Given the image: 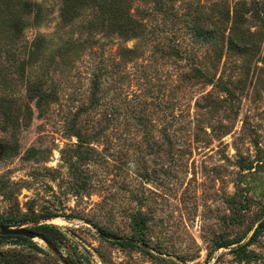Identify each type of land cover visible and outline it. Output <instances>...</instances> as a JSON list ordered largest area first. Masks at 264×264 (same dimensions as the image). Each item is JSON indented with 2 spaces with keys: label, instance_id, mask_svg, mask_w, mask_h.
Wrapping results in <instances>:
<instances>
[{
  "label": "rangeland",
  "instance_id": "rangeland-1",
  "mask_svg": "<svg viewBox=\"0 0 264 264\" xmlns=\"http://www.w3.org/2000/svg\"><path fill=\"white\" fill-rule=\"evenodd\" d=\"M66 8L0 0L3 225L56 226L74 264H264V229L237 252L264 221V0Z\"/></svg>",
  "mask_w": 264,
  "mask_h": 264
},
{
  "label": "trees",
  "instance_id": "trees-1",
  "mask_svg": "<svg viewBox=\"0 0 264 264\" xmlns=\"http://www.w3.org/2000/svg\"><path fill=\"white\" fill-rule=\"evenodd\" d=\"M16 1V0H14ZM22 2V0H20ZM67 2V8L62 10L65 12V14L68 13V11L70 12V9H71V5L73 3V0H66ZM27 5V4H26ZM115 10L113 11V14H115L116 16L115 17H118L120 19H122L124 16L127 17L128 19V16H127V10L126 8L123 7V3L120 2L119 5L115 6L114 7ZM110 17V16H109ZM118 19V20H120ZM110 20H112V17H110ZM124 29V27H123ZM123 31H127V29H124ZM43 38V37H41ZM236 35H234L232 38H231V45L235 42V39H236ZM30 51H33L32 49ZM98 84H95V93L94 95L96 96V93L98 91ZM76 136L78 137V140L81 141L80 139L82 138V134L81 132H78L76 134ZM82 142V141H81ZM15 149H13L10 145L7 144V146H4L3 148V152H8V151H13ZM31 153H33L34 151H30ZM11 223L9 224H17L16 222L19 223V221L17 220H12L10 221ZM7 224V222L5 221H0V225H3V224ZM264 229V221L261 222V224L259 225V227L256 229L255 233L253 234V236L251 237L250 241L248 243H246L245 245H242V246H239L237 248V252L241 251H246L247 250V247L248 245L252 242V241H255L258 237V234ZM34 231L38 232L39 234H41L44 238H46L48 241L52 242L55 246H57L59 249H60V246H59V240L62 239L63 235H62V232L56 227V226H53V225H39V226H36L34 229ZM0 239L1 240H7V239H15V240H20V241H24V242H29L31 243L32 240L26 238V237H20V236H0ZM2 255V254H0ZM5 264H9V261H6ZM72 264H74L72 262Z\"/></svg>",
  "mask_w": 264,
  "mask_h": 264
},
{
  "label": "water",
  "instance_id": "water-1",
  "mask_svg": "<svg viewBox=\"0 0 264 264\" xmlns=\"http://www.w3.org/2000/svg\"><path fill=\"white\" fill-rule=\"evenodd\" d=\"M0 236H20L33 241L41 240L62 264H72L57 246L32 229L22 226L0 225Z\"/></svg>",
  "mask_w": 264,
  "mask_h": 264
}]
</instances>
